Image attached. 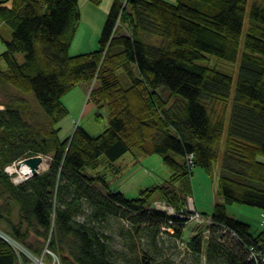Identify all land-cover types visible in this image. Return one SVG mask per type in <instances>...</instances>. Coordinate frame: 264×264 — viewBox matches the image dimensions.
I'll return each mask as SVG.
<instances>
[{
    "label": "trees",
    "instance_id": "obj_1",
    "mask_svg": "<svg viewBox=\"0 0 264 264\" xmlns=\"http://www.w3.org/2000/svg\"><path fill=\"white\" fill-rule=\"evenodd\" d=\"M7 1L0 88L22 96L0 108V264H30L26 253L47 264H255L247 247L264 252V226L252 234L226 204L264 208V0L248 11V0H113L98 47L77 54L79 0ZM246 11L232 95L231 74L199 61L237 59ZM79 82L92 84L88 101L97 119L106 109L107 127L94 135L76 124L61 140L62 96ZM128 151L159 153L169 177L129 198L85 173ZM35 154L51 157L48 168L14 182L5 167ZM217 164L223 201L199 211L209 232L183 238L187 217L152 199L184 210L192 168Z\"/></svg>",
    "mask_w": 264,
    "mask_h": 264
},
{
    "label": "rangeland",
    "instance_id": "obj_2",
    "mask_svg": "<svg viewBox=\"0 0 264 264\" xmlns=\"http://www.w3.org/2000/svg\"><path fill=\"white\" fill-rule=\"evenodd\" d=\"M111 0H100L97 3L89 2L90 7H82L80 5V18L76 25V30L72 38L69 52L70 54H77V52L89 51L98 47V39L105 23L107 13L109 10ZM247 11L250 6L251 0L247 1ZM11 0L7 1L10 4ZM246 11L244 26L242 30V36L240 41V48L237 59L230 61L213 54L205 53V58L199 61L202 64L215 67L217 69L228 72L233 77L232 95L234 93V84L238 72L240 54L242 50L243 38L246 31L248 12ZM0 30L4 33L6 38L11 37V28L5 23L0 22ZM4 49V43L0 39V52ZM21 60L23 55L17 54ZM0 65L5 68V63L0 58ZM121 74V70H118ZM92 84L87 82H79L75 84L69 91L62 96V102L67 107L68 113L60 119L59 126V138H67L73 132L76 124L82 125L91 134H99L107 127V115L106 109H102V117L97 119L95 106L88 101V92ZM22 94L12 87L0 88V108L6 103L15 104ZM38 109L40 106L36 103L33 94L29 95ZM227 124V122H226ZM43 160L40 164L39 171H44L48 168L51 157L49 155H42ZM135 156L131 152L122 154L121 157L114 160L112 165L109 163H103L94 169H85V173L89 175H97L101 173L105 175L106 181L109 187L112 189L121 190L127 197H135L139 195L141 189L145 187L160 184L164 178H168L170 175V168L163 162L162 157L158 153L143 154L138 156L139 161H135ZM16 160L5 167V170L11 174L14 182L23 181L24 177H19L17 171L9 170V166H13L17 169ZM119 166L121 167L119 169ZM218 164L214 168L212 174L207 173L202 167L194 166L190 175V187H191V199L196 208L209 215L212 212L213 204L217 201H223L218 191ZM165 201L163 198L156 196L152 199L151 206H154L155 201ZM188 201H186L187 203ZM155 207V206H154ZM227 213L233 217L239 218L250 224V232L257 234L264 226V208L241 203L231 202L226 204ZM183 238H188L195 231H199L201 228L196 225L192 220H189L184 224ZM17 250L22 249L17 244L14 245ZM23 250V249H22ZM30 257V264H47V259L43 260L40 257L36 258L32 254L26 253ZM50 263V262H49Z\"/></svg>",
    "mask_w": 264,
    "mask_h": 264
},
{
    "label": "built area",
    "instance_id": "obj_3",
    "mask_svg": "<svg viewBox=\"0 0 264 264\" xmlns=\"http://www.w3.org/2000/svg\"><path fill=\"white\" fill-rule=\"evenodd\" d=\"M188 157H189L188 162L190 163L192 155H189ZM187 201L188 202L185 203L186 205L184 207V210H180L179 212H176L174 208L172 207V205L167 204L163 200L155 201L154 206L155 208L165 210L167 213L171 215L187 217L188 221L192 220L196 223V225L202 226L203 233L209 232L208 225L209 223H211L210 217L205 216L204 214H201L198 210H196L190 196L187 197ZM223 234L234 236V233L230 232L227 227H223ZM11 242L13 243V245H16L14 241H11ZM247 249H248L247 253H248L249 260L253 259L255 264H264V252L258 245L250 244L248 245Z\"/></svg>",
    "mask_w": 264,
    "mask_h": 264
},
{
    "label": "water",
    "instance_id": "obj_4",
    "mask_svg": "<svg viewBox=\"0 0 264 264\" xmlns=\"http://www.w3.org/2000/svg\"><path fill=\"white\" fill-rule=\"evenodd\" d=\"M42 160H43L42 154H35V155H31V156L20 159L16 165H17V168H19L20 170H21L22 165H26L29 168L28 172L24 173V179H26L40 172L39 168H40V164Z\"/></svg>",
    "mask_w": 264,
    "mask_h": 264
},
{
    "label": "bare ground",
    "instance_id": "obj_5",
    "mask_svg": "<svg viewBox=\"0 0 264 264\" xmlns=\"http://www.w3.org/2000/svg\"><path fill=\"white\" fill-rule=\"evenodd\" d=\"M11 171H17L19 177H24V173H27L29 168L26 165H22L21 170L19 168H14L13 166L8 167Z\"/></svg>",
    "mask_w": 264,
    "mask_h": 264
},
{
    "label": "crops",
    "instance_id": "obj_6",
    "mask_svg": "<svg viewBox=\"0 0 264 264\" xmlns=\"http://www.w3.org/2000/svg\"><path fill=\"white\" fill-rule=\"evenodd\" d=\"M79 1H80V3H81V6H82V7H90V5H89L90 3H89V2H92L91 0H79ZM99 1H100V0H99ZM107 1H108V3H109L110 0H107ZM112 1H113V0H111L110 5H111ZM109 7H110V6H109ZM80 9H81V8H80ZM80 9H79V10H80ZM80 12H81V10H80ZM82 52H84V51H82ZM77 53H80V52H77ZM138 159H139V158H135V161H139ZM120 168H121V167H120ZM120 168H119V169H120ZM165 179H166V178H164V180H165ZM164 180H163V181H164ZM198 211H200V210H198ZM200 212H202V211H200Z\"/></svg>",
    "mask_w": 264,
    "mask_h": 264
}]
</instances>
